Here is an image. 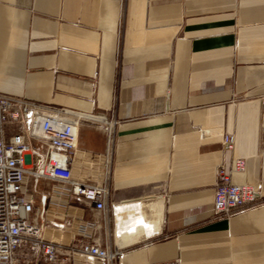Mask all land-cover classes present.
Wrapping results in <instances>:
<instances>
[{"label": "crops", "instance_id": "0c3cea01", "mask_svg": "<svg viewBox=\"0 0 264 264\" xmlns=\"http://www.w3.org/2000/svg\"><path fill=\"white\" fill-rule=\"evenodd\" d=\"M0 93L115 120L107 212L26 179L36 207L45 195V240L83 231L122 252L115 264H264V0H0ZM103 149L102 130L79 127L74 175L93 177L81 157ZM231 157L245 162L231 182L260 197L215 216Z\"/></svg>", "mask_w": 264, "mask_h": 264}, {"label": "built area", "instance_id": "2783aa9c", "mask_svg": "<svg viewBox=\"0 0 264 264\" xmlns=\"http://www.w3.org/2000/svg\"><path fill=\"white\" fill-rule=\"evenodd\" d=\"M83 125L102 130L104 134L103 151L83 153L81 157L89 158L96 165L93 177L88 180L73 173L77 133ZM114 125L115 120L102 112L43 105L0 93V264H71L76 253L95 258L101 264L116 263L120 250L100 247L83 231L65 247L45 240L42 236L45 195L39 196L36 207L25 186L27 178L33 185L40 178L60 182L68 186L70 198L107 212ZM220 149L222 152L233 149L231 134L221 133ZM244 169L241 157H231L228 166L222 160L215 166L213 215L229 216L253 206L260 197L259 186L231 182L230 174Z\"/></svg>", "mask_w": 264, "mask_h": 264}, {"label": "rangeland", "instance_id": "374dc122", "mask_svg": "<svg viewBox=\"0 0 264 264\" xmlns=\"http://www.w3.org/2000/svg\"><path fill=\"white\" fill-rule=\"evenodd\" d=\"M75 238H76V236H75ZM75 238H74V240H75Z\"/></svg>", "mask_w": 264, "mask_h": 264}]
</instances>
